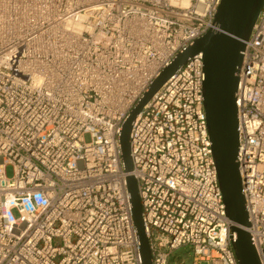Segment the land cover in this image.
I'll use <instances>...</instances> for the list:
<instances>
[{
	"label": "built area",
	"instance_id": "built-area-1",
	"mask_svg": "<svg viewBox=\"0 0 264 264\" xmlns=\"http://www.w3.org/2000/svg\"><path fill=\"white\" fill-rule=\"evenodd\" d=\"M220 3L0 0V264H143L130 174L154 264H186L174 257L185 246L192 264H239L208 133L202 53L133 121L131 172L120 148L132 109L178 53L217 28ZM245 44L237 162L246 229L264 264V7Z\"/></svg>",
	"mask_w": 264,
	"mask_h": 264
},
{
	"label": "water",
	"instance_id": "water-1",
	"mask_svg": "<svg viewBox=\"0 0 264 264\" xmlns=\"http://www.w3.org/2000/svg\"><path fill=\"white\" fill-rule=\"evenodd\" d=\"M264 7V0H221L215 15L216 29L197 38L193 45L178 53L155 79L150 89L132 109L120 133V148L126 172L132 171L130 134L132 123L163 84L198 53L204 60V110L212 143L219 185L228 218L236 233L233 249L239 264H261L251 233L242 178L238 168L239 129L237 90L245 42ZM132 214L140 241L143 264H154L150 241L145 231L143 207L134 175L127 177Z\"/></svg>",
	"mask_w": 264,
	"mask_h": 264
},
{
	"label": "rangeland",
	"instance_id": "rangeland-1",
	"mask_svg": "<svg viewBox=\"0 0 264 264\" xmlns=\"http://www.w3.org/2000/svg\"><path fill=\"white\" fill-rule=\"evenodd\" d=\"M85 140L88 141V142L91 140V137H90L89 134L85 135ZM13 171H14L13 170V166H11V165L7 166L6 173H7L8 177H12ZM174 257L185 261L186 264H192V262L194 261L193 250L190 247H188V246H185V247L177 249L175 254H174ZM202 264H206V263H202ZM215 264H220V263L217 262Z\"/></svg>",
	"mask_w": 264,
	"mask_h": 264
}]
</instances>
